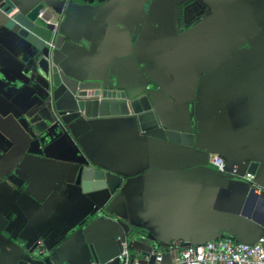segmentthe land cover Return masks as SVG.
<instances>
[{
    "label": "crops",
    "instance_id": "crops-1",
    "mask_svg": "<svg viewBox=\"0 0 264 264\" xmlns=\"http://www.w3.org/2000/svg\"><path fill=\"white\" fill-rule=\"evenodd\" d=\"M11 1L13 12L55 3ZM188 1L69 4L62 27L88 40L81 62L104 85L147 91L161 123L193 132V144L145 136L111 117L91 121L72 142L54 138L44 155L28 152L17 121L24 76L0 9V264H115L122 232L139 264H157L155 254L158 264H179L187 244L264 235V0H197L204 12L184 24ZM88 157L123 177L115 191L82 192L74 172ZM251 186L261 192L249 194Z\"/></svg>",
    "mask_w": 264,
    "mask_h": 264
},
{
    "label": "water",
    "instance_id": "water-1",
    "mask_svg": "<svg viewBox=\"0 0 264 264\" xmlns=\"http://www.w3.org/2000/svg\"><path fill=\"white\" fill-rule=\"evenodd\" d=\"M54 1V4L18 6L15 12L14 2H0V9L6 16L3 26L14 42L24 76L26 98L17 106L16 113L19 125L28 136V152L44 155L45 145L54 138L63 137L72 142V134L84 131L91 126V121L111 117L127 118L129 125L145 136L192 145L193 132L172 129L161 123L147 91L129 95L122 89L106 86L88 64H82L83 57L78 49L87 50L88 40L79 37L80 30L75 27L64 31L62 23L69 4L82 9L94 0ZM256 167L257 164L251 162L244 169L253 175ZM74 178L82 192L106 188L112 193L123 181V177L99 167L91 157L76 164ZM254 190L255 186H251L249 194H255ZM116 239L119 250L123 239L130 246L126 233L117 234ZM236 240L250 244L257 241ZM93 262L96 261L90 264ZM114 263L118 264L116 256Z\"/></svg>",
    "mask_w": 264,
    "mask_h": 264
},
{
    "label": "built area",
    "instance_id": "built-area-1",
    "mask_svg": "<svg viewBox=\"0 0 264 264\" xmlns=\"http://www.w3.org/2000/svg\"><path fill=\"white\" fill-rule=\"evenodd\" d=\"M209 162L218 170H224L225 164L222 157L212 155L209 157ZM232 172L237 174V167H234ZM244 178L249 181L252 176L246 172ZM254 191L261 192L259 188H255ZM117 238L121 239L120 236ZM40 251L43 252L42 249ZM154 258L158 264L162 256L155 254ZM116 259L118 264H139L126 239L120 241V250ZM177 261L179 264H264V237H260L252 244L237 241L229 235L204 243L188 244L181 250Z\"/></svg>",
    "mask_w": 264,
    "mask_h": 264
},
{
    "label": "flooded vegetation",
    "instance_id": "flooded-vegetation-1",
    "mask_svg": "<svg viewBox=\"0 0 264 264\" xmlns=\"http://www.w3.org/2000/svg\"><path fill=\"white\" fill-rule=\"evenodd\" d=\"M193 7H196V9L194 12L190 13L188 10ZM203 12L204 8L197 0L188 1L182 4V22L184 24H189L199 18Z\"/></svg>",
    "mask_w": 264,
    "mask_h": 264
}]
</instances>
